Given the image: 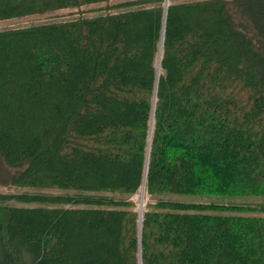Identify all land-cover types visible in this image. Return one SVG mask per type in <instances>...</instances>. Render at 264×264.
I'll return each mask as SVG.
<instances>
[{
    "label": "trees",
    "instance_id": "obj_1",
    "mask_svg": "<svg viewBox=\"0 0 264 264\" xmlns=\"http://www.w3.org/2000/svg\"><path fill=\"white\" fill-rule=\"evenodd\" d=\"M30 15L0 28V264H264V0H0Z\"/></svg>",
    "mask_w": 264,
    "mask_h": 264
},
{
    "label": "rangeland",
    "instance_id": "obj_2",
    "mask_svg": "<svg viewBox=\"0 0 264 264\" xmlns=\"http://www.w3.org/2000/svg\"><path fill=\"white\" fill-rule=\"evenodd\" d=\"M167 4H168V1H167ZM96 8H94V9L96 10ZM86 10H89V9H86ZM93 12L94 11L89 12V13L92 15V14L95 13V12L94 13ZM46 18H47V16H44V15H30V16L22 17L20 19H12V20L10 19V20H6V21H3V22L1 21L0 28L1 27L3 28L4 26H7V25H10V26L11 25H15V24L18 25L19 23L20 24L24 23L25 25L26 24L29 25V24H33V23H37V22L46 21ZM163 40H164V32L162 34V43H163ZM156 102H157V93L155 94L154 110H153V115H152L153 117L155 115ZM144 184H145V182H144ZM5 188H7V189H5ZM144 188H145V185H144L142 191H140L137 196L135 195V199H136L135 201H136V204H137V208L140 211H142L144 209V207L146 206V204H147V194L144 192ZM0 189H5V191L14 190L11 187H1V186H0ZM176 198L183 199V200H186V201H195V200H197L198 197L193 196V195H187V196H185V195H177ZM141 221H142V218H141Z\"/></svg>",
    "mask_w": 264,
    "mask_h": 264
},
{
    "label": "bare ground",
    "instance_id": "obj_3",
    "mask_svg": "<svg viewBox=\"0 0 264 264\" xmlns=\"http://www.w3.org/2000/svg\"><path fill=\"white\" fill-rule=\"evenodd\" d=\"M158 69H159V74H160V72H161V68H160V65H159V68H158Z\"/></svg>",
    "mask_w": 264,
    "mask_h": 264
}]
</instances>
